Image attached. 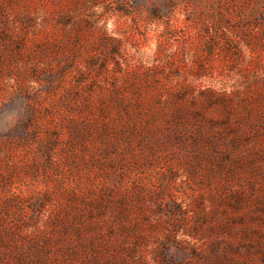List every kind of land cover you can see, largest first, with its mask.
<instances>
[{"label": "rangeland", "instance_id": "374dc122", "mask_svg": "<svg viewBox=\"0 0 264 264\" xmlns=\"http://www.w3.org/2000/svg\"><path fill=\"white\" fill-rule=\"evenodd\" d=\"M0 264H264V0H0Z\"/></svg>", "mask_w": 264, "mask_h": 264}]
</instances>
